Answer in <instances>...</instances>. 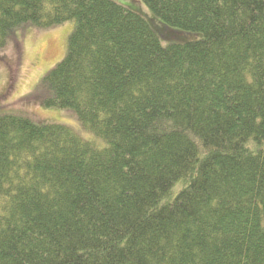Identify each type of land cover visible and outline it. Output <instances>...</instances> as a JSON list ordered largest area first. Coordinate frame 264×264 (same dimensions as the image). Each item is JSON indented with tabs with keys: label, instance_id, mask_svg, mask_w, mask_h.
<instances>
[{
	"label": "trees",
	"instance_id": "trees-1",
	"mask_svg": "<svg viewBox=\"0 0 264 264\" xmlns=\"http://www.w3.org/2000/svg\"><path fill=\"white\" fill-rule=\"evenodd\" d=\"M140 1L165 28L113 0H0V49L74 24L39 98L105 143L0 117V264H264V0Z\"/></svg>",
	"mask_w": 264,
	"mask_h": 264
},
{
	"label": "rangeland",
	"instance_id": "rangeland-1",
	"mask_svg": "<svg viewBox=\"0 0 264 264\" xmlns=\"http://www.w3.org/2000/svg\"><path fill=\"white\" fill-rule=\"evenodd\" d=\"M113 1L140 14L154 28L155 25L165 28L163 22L140 0ZM73 27V23L48 29L25 27L10 34L6 47L0 49V117L17 114L26 116L39 125H65L84 140L104 147L102 140L82 127L72 110L47 108L43 99L39 98L42 97L38 88L39 82L64 59ZM177 33L166 30L162 34L163 45L199 39L198 35L191 37Z\"/></svg>",
	"mask_w": 264,
	"mask_h": 264
}]
</instances>
